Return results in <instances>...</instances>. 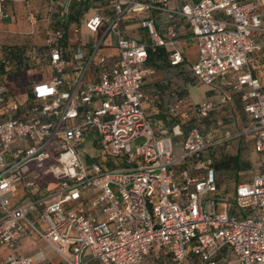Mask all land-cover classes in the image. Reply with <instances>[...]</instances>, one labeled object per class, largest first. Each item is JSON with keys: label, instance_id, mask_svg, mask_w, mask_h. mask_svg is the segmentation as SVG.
Returning <instances> with one entry per match:
<instances>
[{"label": "built area", "instance_id": "1", "mask_svg": "<svg viewBox=\"0 0 264 264\" xmlns=\"http://www.w3.org/2000/svg\"><path fill=\"white\" fill-rule=\"evenodd\" d=\"M105 1L106 12L85 22L96 39L81 38L72 61L59 44L64 31L49 37L53 77L34 86L28 116L18 117L25 105L20 99L7 115L0 111V249L34 233L56 255L10 253L0 264H145L156 256L161 264H264V170L239 184L223 205L215 170L205 157L215 145L213 134L193 128L176 156L173 136L182 134L180 126L172 134H158L142 90L155 72L148 65L149 49L176 46L173 20L180 16L199 46L195 78L207 86L224 82L233 91L249 88L241 100L253 118L249 132L256 150L264 155V86L251 66L252 57L264 51V0H191L174 10L170 3L183 0ZM4 2L0 21L7 17ZM72 5L73 0H65L64 25ZM152 10L169 11L168 37L147 13ZM138 16L148 44L125 37L119 27ZM109 46L117 49L113 59L101 53ZM173 59L181 61V52L175 51ZM70 66L72 78L66 77ZM9 94L0 81V108ZM230 100L226 96L221 103ZM214 109L209 101L194 107L200 118ZM90 132L101 156L123 165L87 163L81 149ZM32 165L49 167L59 179L60 189L48 203L50 195L36 197L35 180L25 181ZM22 184L25 194L13 204Z\"/></svg>", "mask_w": 264, "mask_h": 264}, {"label": "crops", "instance_id": "2", "mask_svg": "<svg viewBox=\"0 0 264 264\" xmlns=\"http://www.w3.org/2000/svg\"><path fill=\"white\" fill-rule=\"evenodd\" d=\"M185 1L191 0L173 1L170 3L169 9H178ZM64 2L65 0H5L4 6L7 17L0 21V57L7 58L10 62L17 61L22 68H25L28 79L22 88H14L12 80L7 78L8 75H0V81L7 84L10 89L5 104L0 108L3 115H7L9 107L17 99H20L25 105L18 112V117H27L30 107L34 103V100L30 97L34 86L51 81L53 69L48 60L50 52L48 39L54 32L61 29L64 31V37L59 44L64 58L70 61L73 60L72 52L78 47L81 38L89 39L91 42L96 39V36L88 33L85 22L97 12H106L108 9L107 2L105 0H73L72 12L66 25L62 24L61 21ZM147 13L155 17L160 34L168 37L166 26L169 22V11L152 10ZM31 16L35 18L33 23L30 21ZM173 22L179 34L178 41L175 47L157 48L161 50L160 58L148 63L155 72L146 79L142 88L145 95L144 107L158 134L163 131L172 134L173 128L180 126L182 134L172 135L175 155L180 156L183 153V146L189 132L195 128L193 127L196 124L195 119H202L197 115L194 107L207 101L212 102L215 109L210 113V117L208 116L209 118L204 120L210 122L203 127L202 131L212 133L216 142L205 157L207 159L215 158L217 162L226 161L228 163L226 166H229L232 171L235 168L237 173H235L236 175L232 174L233 177L230 178H234V181L237 182V185H235L236 191L239 184L251 181L255 175L262 173L264 170V155L257 152L256 139L249 132L253 125V118L244 111L241 100V93L249 91V88L246 87L243 91H233L228 89L224 82L215 86H207L197 80L193 75L192 68L199 60L198 43L192 37L191 29L185 19L176 15ZM119 27L122 34L127 38L136 39L146 44L150 42L148 32L142 28L139 16L124 20ZM76 28H79V35L75 33ZM105 48L109 50L101 53L109 56L110 59L117 56V50H113L115 47ZM175 51H180L182 54V60L179 62L173 59ZM24 55L34 62L35 71L25 64L27 58H24ZM263 62L264 51L256 53L251 60L254 75L264 86ZM72 71V66H70L66 77L72 78L74 76ZM226 96H229L231 100L226 104H222L221 101ZM194 121L195 123H193ZM95 135L93 132L87 135L91 137L90 141L87 142L92 147L89 151L90 155L88 154L89 159L101 162L105 168L107 166L115 168L123 165L120 160L108 161L101 156ZM245 142L247 143L246 146L249 147L247 157L250 163L248 162L244 167L239 163L242 155L239 154V151ZM95 148L98 150H93ZM257 159L260 161L259 163H256ZM184 167L185 165L181 164L178 169L181 170ZM36 168L41 167L31 166V171L25 179L26 182L34 180L33 176L36 173ZM242 174L247 176L241 178ZM216 179L218 184L217 174ZM239 181L243 182L239 183ZM35 184L33 191L36 197L46 198L49 196L47 192L48 184L44 186L37 182ZM18 194L15 200H19L24 196L25 188L23 184L20 186ZM217 197L220 200L219 190ZM36 245L40 251H45L50 258L56 259L55 253L48 248L46 243L36 234L31 233L19 244L9 248L10 250H7V252L0 249V261L6 257V254L19 253L20 250L32 253ZM98 263L101 264L97 260H92L90 264ZM153 263L161 264V256H156L145 262V264Z\"/></svg>", "mask_w": 264, "mask_h": 264}, {"label": "rangeland", "instance_id": "3", "mask_svg": "<svg viewBox=\"0 0 264 264\" xmlns=\"http://www.w3.org/2000/svg\"><path fill=\"white\" fill-rule=\"evenodd\" d=\"M106 50H109L107 48H104L102 51L106 52ZM113 50H117L116 48H114ZM24 58H27V60H25V64L28 65V67H30L31 70L35 71V65L34 62L30 60V58H28L27 56L24 55ZM17 61H12L10 62L7 58H1L0 57V75H8V79L12 80V83L14 85V88H22L24 86V84L26 83V80L28 79L26 76V70L25 68H22ZM210 117V116H209ZM202 118L200 119H195L196 124L193 127H197L199 129H203V127H205V125L207 123H209L210 121H204L205 119L209 118ZM195 121L193 123H195ZM171 130V129H170ZM171 132V131H170ZM91 137L87 136L86 138V142L85 144L82 146L81 151L84 154V158L86 160L87 163H91L93 160L89 159L88 154L89 151L91 150L92 147H90L89 142ZM143 140H139L138 143L142 142ZM241 144V143H240ZM247 143H244V146L241 148V150L239 151V154L241 153V157L239 159V163H241V165H243L244 167L246 166V164L250 161H248V154H249V150L246 146ZM93 150H98L97 148L93 149ZM88 152V153H87ZM90 155V154H89ZM209 159V158H208ZM211 162H212V167L215 170L217 177H218V187H219V196H220V201H222L223 205H226V203H228L229 201H231V199L233 198L234 195V191H235V185H237V182L234 181V178H230L233 177V175H236L235 173H237V171H235V168H233L234 170L232 171L231 168L229 166H226V164H228L226 161H218L215 158H210ZM252 162V161H251ZM260 161L257 159L256 163H259ZM255 163V162H253ZM233 164V163H232ZM234 165V164H233ZM35 175L33 176L34 180L44 186L47 185V192L50 195L49 198L45 199V202L48 203L50 200L54 199L56 197L55 193L57 191H59L60 189V182L59 179L56 177L55 173L48 167V168H36L35 171ZM233 174V175H232ZM250 175V174H249ZM247 175L242 174L241 178L246 177ZM243 182V181H241ZM239 181V183H241ZM19 194L15 195V198L13 199V204L17 201L15 199H17V196ZM222 210H225V208L223 206ZM39 227L42 228L43 230H45V226L42 222H39ZM7 250H10L9 248H2L1 251L3 252H7ZM27 251L24 250H20L19 253L14 252V255H20V256H34L37 253L40 252V249L38 248V246L36 245L35 250L32 253H26ZM8 254H6L5 256H8ZM99 264V263H98Z\"/></svg>", "mask_w": 264, "mask_h": 264}, {"label": "trees", "instance_id": "4", "mask_svg": "<svg viewBox=\"0 0 264 264\" xmlns=\"http://www.w3.org/2000/svg\"><path fill=\"white\" fill-rule=\"evenodd\" d=\"M160 52L161 50H153L152 48L149 49V58L148 63L153 62L154 60H157L160 58ZM105 168V167H104ZM107 168H110V166H107ZM220 195V194H219Z\"/></svg>", "mask_w": 264, "mask_h": 264}]
</instances>
